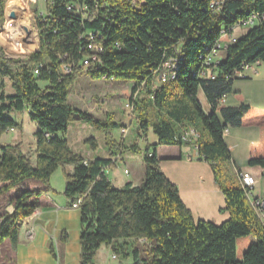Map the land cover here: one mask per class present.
I'll return each mask as SVG.
<instances>
[{
  "label": "trees",
  "instance_id": "obj_1",
  "mask_svg": "<svg viewBox=\"0 0 264 264\" xmlns=\"http://www.w3.org/2000/svg\"><path fill=\"white\" fill-rule=\"evenodd\" d=\"M213 1L46 0V13L35 18L38 49L19 59L0 47V85L7 78L13 89L9 94L0 91V136L19 128L9 117L12 112H26L38 126L34 164L18 144L0 145V198L12 192L6 202L13 209L0 214V247L6 242L16 247L22 222L40 207L41 196L53 191L51 175L68 165L72 170L65 174L63 194L70 206L81 198L78 264H93L103 245L118 264H264V221L253 210L248 190L240 183L224 185L221 175L222 166L233 165L225 130L243 126L259 129L258 142L248 147L247 165L261 168L264 175V107L221 102L240 95L233 82L243 67L264 64V0H222L212 9ZM80 6L84 9L76 12ZM3 14L0 0V20ZM248 20L252 23L246 31L230 40L234 29ZM89 34L101 51L97 61L84 66L91 54ZM219 41L223 58L219 55L216 63L204 66ZM177 55L181 60L175 77L153 90L152 71ZM63 65L71 66L69 73H63ZM205 69L210 77L201 76ZM83 72L91 79L133 83L136 96L130 104L140 112L139 128L156 136L144 148L143 178L137 186L117 188L105 173L113 157L138 152L136 144L124 146L107 132L108 158L85 160L60 136L73 121L108 129L68 103V89ZM199 90L209 111L197 98ZM139 93L146 97L137 98ZM116 127L111 125L112 130ZM188 130L197 134L194 141L184 138ZM191 142L209 163L223 194L221 210L229 217L220 224L195 220L158 165V146ZM29 180L39 187L27 185ZM139 241L146 247L144 256Z\"/></svg>",
  "mask_w": 264,
  "mask_h": 264
},
{
  "label": "rangeland",
  "instance_id": "obj_2",
  "mask_svg": "<svg viewBox=\"0 0 264 264\" xmlns=\"http://www.w3.org/2000/svg\"><path fill=\"white\" fill-rule=\"evenodd\" d=\"M84 9L77 7L76 12ZM10 13L15 15L10 17ZM46 13V0H4V14L0 20V47L5 48L7 56L11 58L25 59L30 53L36 51L39 47L38 31L35 27V18ZM6 19L12 20L14 23V31L11 39H6L2 33V26ZM246 29L236 28L234 37L243 34ZM224 54L220 55L223 58ZM255 70L254 76L250 79L243 78L238 75L233 82L234 91L240 95L231 94L233 99H239L240 102L253 107H264L263 91H264V64H256L253 66ZM245 78L250 75L242 73ZM241 74V75H242ZM256 74V75H255ZM154 78H156L154 76ZM254 86L250 85L251 80ZM1 81V80H0ZM159 87V83L154 80L152 89ZM133 83L123 82L119 80L91 79L84 72L78 76L75 82L69 87L67 92V100L73 109H77L88 113L100 123H106L108 129L98 128L95 125L83 122L73 121L69 124L61 137L65 138L69 148L73 153L83 158H108V148L106 146V134H111L117 142L123 140L124 146L136 144L139 148L138 152H126L123 161L113 163L107 169V174L111 179V183L118 188L122 181L126 179L122 173V168L126 166L132 174L143 176L142 158L144 148L147 144H153L156 136L151 129L143 133L139 128L140 112L134 111L130 104ZM251 89H254L253 91ZM4 94L13 92L9 80L3 79L0 85V91ZM143 91V86H140ZM141 92V93H142ZM139 93L137 98H145V94ZM197 98L202 107L208 110V104L201 90L198 91ZM150 105L147 110L150 112ZM9 117L19 124V128L6 131L0 136V145H17L19 150L28 156L31 162L35 163V137L34 133L38 130L35 122L31 121L26 112H12ZM116 124L115 129H111V125ZM127 128V133L122 136L119 130ZM195 139H192L194 141ZM248 166V165H247ZM221 175L224 177L223 184L226 186H237L240 181L237 173L234 171V165H224L221 167ZM246 166L242 169H245ZM259 168V167H256ZM121 171V173H120ZM71 172V166H60L50 177V184L55 187L56 191H61L65 184V174ZM121 179V182H118ZM252 193V190H251ZM5 202H3L4 204ZM2 205V204H1ZM27 230V229H26ZM106 246H102L98 253V264L106 262ZM141 255L146 252L145 245L139 241L138 243ZM119 262V261H118ZM0 264H15L13 249L8 243H4L0 247Z\"/></svg>",
  "mask_w": 264,
  "mask_h": 264
},
{
  "label": "crops",
  "instance_id": "obj_3",
  "mask_svg": "<svg viewBox=\"0 0 264 264\" xmlns=\"http://www.w3.org/2000/svg\"><path fill=\"white\" fill-rule=\"evenodd\" d=\"M256 64L258 63L249 65L243 70V73L250 75L248 79L254 76L253 66ZM254 81L256 80L247 82L254 86ZM239 103L240 100L233 99L231 95L226 96L222 101L223 106H236ZM253 105L250 104V106ZM205 111H209V106ZM258 140L259 129L256 126L227 127L224 133V141L230 151L234 171L237 175L239 172L249 174L254 180L253 196L264 198L262 169L247 166L248 147ZM155 142L156 139H154ZM156 155L161 171L170 182L176 185L182 202L195 220L203 219L220 224L229 217L227 211L221 210L225 205L224 197L214 181L211 167L198 155L193 142L183 145L158 146ZM111 160L116 164L117 161H123L124 156L117 155ZM245 166L246 168L242 169ZM121 171L126 179L122 181L120 187L126 183H131L133 186L141 183L143 176L132 174L126 166ZM105 173L111 181L108 175L110 173L107 174V170ZM118 182H121V179ZM27 185L39 187L32 180H29ZM50 186L53 191L41 196L40 207L27 217L19 228L17 244L13 249L15 264H78L79 262V210L70 206L69 200L63 194L64 186L61 191H56L51 184ZM11 194L12 192L0 198V214L12 212V206L6 202ZM30 227L34 228L35 235L33 240L29 241L25 238V232ZM105 249L106 262L102 264H118V259L113 257L110 249L108 247ZM99 250L93 264L99 263L97 262ZM124 264H131V262L127 260Z\"/></svg>",
  "mask_w": 264,
  "mask_h": 264
},
{
  "label": "built area",
  "instance_id": "obj_4",
  "mask_svg": "<svg viewBox=\"0 0 264 264\" xmlns=\"http://www.w3.org/2000/svg\"><path fill=\"white\" fill-rule=\"evenodd\" d=\"M220 4H222V0H214L213 2H211L210 7L212 9L215 7L217 8V6H220ZM251 23H252V20H248V21L241 23L236 28L244 29L247 26H249ZM13 29H14V23L12 22V20L6 19L5 22L3 23L2 30H1L6 39H11V35L13 34V31H14ZM88 36H89L88 49L91 51V54L89 57H87L83 60L84 66H88L89 63L97 61L98 60V54L101 51L100 46L91 41L92 40V34H89ZM230 40H232V41L234 40V33L231 35ZM223 47H224L223 42H221V41L217 42L215 44V46L210 50V52L206 56V58L204 59L203 65L209 67L212 64L216 63L217 58L220 55V51ZM180 60H181V57H178V55L175 57L169 58V59H165L158 66L157 69L152 71V75L156 77L155 78L156 81L159 84H162V83L167 82L170 79H173L175 77L176 71L178 69V65H179ZM247 67H248V65L243 67V70ZM70 69H71L70 65H63L62 66L63 73H69ZM243 70L241 72H238L236 75L244 78L245 76L242 74ZM34 73L35 74L38 73L37 69L34 70ZM211 75L212 74H211L210 69H205L201 73V76L210 77ZM135 96H136V93L131 95V99L133 100L135 98ZM224 98L225 97L222 98L221 102L223 101ZM120 133L124 137V135L127 133V128H121ZM196 137H197V134L193 130H188V131L184 132V138L185 139H190V138L195 139ZM238 178H239L241 187L248 190L247 191V197L249 198L250 204H251L253 210L255 211V213L257 214L258 218L260 219V221L263 222L264 221V198L255 197L251 193V190H253V186H254L253 178L249 174L243 173V172L238 173ZM80 202H81V198H79L75 202H73L71 207L77 209L80 205ZM34 235L35 234H34V228L33 227H30L25 232V238L29 241L33 240ZM113 257H115V256H113Z\"/></svg>",
  "mask_w": 264,
  "mask_h": 264
},
{
  "label": "water",
  "instance_id": "obj_5",
  "mask_svg": "<svg viewBox=\"0 0 264 264\" xmlns=\"http://www.w3.org/2000/svg\"><path fill=\"white\" fill-rule=\"evenodd\" d=\"M10 17H11V18H14L15 15H14L13 13H10Z\"/></svg>",
  "mask_w": 264,
  "mask_h": 264
}]
</instances>
